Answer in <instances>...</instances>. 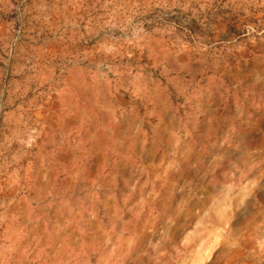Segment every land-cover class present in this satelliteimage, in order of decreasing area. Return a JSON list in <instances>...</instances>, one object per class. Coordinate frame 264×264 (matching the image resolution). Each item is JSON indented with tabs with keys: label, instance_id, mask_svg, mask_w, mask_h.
<instances>
[{
	"label": "rangeland",
	"instance_id": "obj_1",
	"mask_svg": "<svg viewBox=\"0 0 264 264\" xmlns=\"http://www.w3.org/2000/svg\"><path fill=\"white\" fill-rule=\"evenodd\" d=\"M0 264H264V0H0Z\"/></svg>",
	"mask_w": 264,
	"mask_h": 264
}]
</instances>
